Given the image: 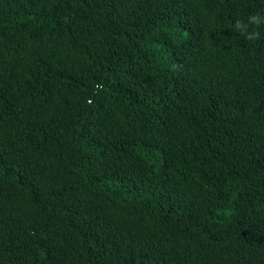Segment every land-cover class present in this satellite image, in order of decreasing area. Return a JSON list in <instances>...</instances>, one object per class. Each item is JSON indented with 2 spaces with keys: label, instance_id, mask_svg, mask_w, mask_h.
<instances>
[{
  "label": "trees",
  "instance_id": "obj_1",
  "mask_svg": "<svg viewBox=\"0 0 264 264\" xmlns=\"http://www.w3.org/2000/svg\"><path fill=\"white\" fill-rule=\"evenodd\" d=\"M264 0H0V264H264Z\"/></svg>",
  "mask_w": 264,
  "mask_h": 264
},
{
  "label": "clouds",
  "instance_id": "obj_2",
  "mask_svg": "<svg viewBox=\"0 0 264 264\" xmlns=\"http://www.w3.org/2000/svg\"><path fill=\"white\" fill-rule=\"evenodd\" d=\"M264 24V16L259 14L257 15H250L247 18V21H237L234 28L239 34L243 35L248 41H255L259 39L260 32L256 30H250L251 25L260 26Z\"/></svg>",
  "mask_w": 264,
  "mask_h": 264
}]
</instances>
